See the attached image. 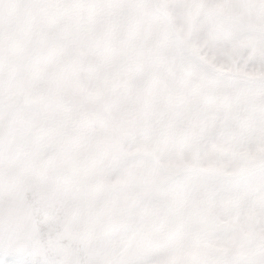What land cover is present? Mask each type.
Wrapping results in <instances>:
<instances>
[{
	"label": "snow or ice",
	"instance_id": "snow-or-ice-1",
	"mask_svg": "<svg viewBox=\"0 0 264 264\" xmlns=\"http://www.w3.org/2000/svg\"><path fill=\"white\" fill-rule=\"evenodd\" d=\"M0 264H264V0H0Z\"/></svg>",
	"mask_w": 264,
	"mask_h": 264
}]
</instances>
